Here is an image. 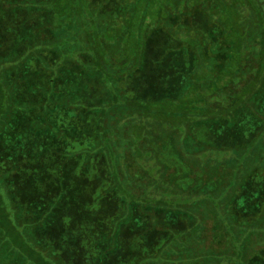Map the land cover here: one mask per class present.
<instances>
[{
  "label": "trees",
  "instance_id": "16d2710c",
  "mask_svg": "<svg viewBox=\"0 0 264 264\" xmlns=\"http://www.w3.org/2000/svg\"><path fill=\"white\" fill-rule=\"evenodd\" d=\"M247 111L258 124L241 139ZM263 122L257 0H0V259L232 264L214 250L179 257L180 239L213 230L182 200L217 195L189 161ZM262 175L235 188L230 236L261 214ZM247 255L264 264V248Z\"/></svg>",
  "mask_w": 264,
  "mask_h": 264
},
{
  "label": "rangeland",
  "instance_id": "374dc122",
  "mask_svg": "<svg viewBox=\"0 0 264 264\" xmlns=\"http://www.w3.org/2000/svg\"><path fill=\"white\" fill-rule=\"evenodd\" d=\"M257 2L264 12V0H257ZM104 15L108 16V14ZM96 16L102 21L105 20V18H103L104 16H101L99 12ZM256 68L257 65L254 63L244 69L250 74H253ZM229 87L230 89L234 90V88L230 86L228 82L227 88ZM211 91H213V89H211ZM210 104L211 106H208V108H210L209 114L214 113L217 110L218 112H223V109H221L219 103L211 102ZM257 124L258 121L254 119L252 112L247 111L246 116L243 119L238 118V121L235 125L237 137H242L241 139H244L250 135L251 132L252 134L253 132L255 133V131H253V127H255ZM199 131L201 132L200 129ZM179 137L181 138V136ZM182 159H184V157ZM189 162L194 167L200 166V168H197L199 176L202 174L201 171H203L204 168L205 171L203 172H205V176H209L211 183L206 189L212 190L216 188L217 195L212 196L211 200H208L205 198V195L209 194L208 191L205 189L199 191L196 190L192 192L194 195L192 198H185V201L182 200L183 204L192 202L188 204L191 210L192 208H194V210L196 208V214L198 212L196 217L198 228H201V225L206 220V217H208L213 230H210V235H203L202 242L199 237L197 238V235L200 234L201 230L196 231L197 234L190 232L185 237L187 238L185 242H183V239L185 238L180 239V242L178 243L180 247L179 257H183L185 259L190 258L191 256L197 257L204 252L214 250L226 261L233 260L232 264H242L243 262L250 259L248 258L249 256L247 254L255 252L257 248H264V200H257L256 205L257 207L260 206L259 208L262 210L261 214H257L256 220L251 222L250 230H246L247 232H244V230L243 232L240 231L242 232L241 235L238 233L239 231H236L230 236L228 231L225 229L227 227V222L224 221V223L221 220L224 217H230V219H232V211L229 210V207L233 204L232 195L236 190L235 188L238 187L239 182L243 181L245 177L248 178L251 174L255 175L257 173L261 175L260 179H262V174H264V129L261 133H258L253 137H248V139L244 140L241 145L231 149H225L221 153L215 152L211 154L210 151H207L206 147H202L200 145L199 155H196L193 161ZM179 163H182L180 158L178 159V164ZM191 164L186 162L184 165L189 167ZM257 191L259 194L262 193L264 195V189L261 192L259 190ZM197 199L201 202H198ZM231 209H233V207ZM198 218L201 219L199 222ZM222 223H224V226ZM215 228L219 232H217ZM224 240H226L227 243L224 242ZM245 249L247 252L246 256ZM242 250L245 252L242 253L244 256H241ZM9 261L12 262L11 260ZM7 263L8 260L0 259V264Z\"/></svg>",
  "mask_w": 264,
  "mask_h": 264
}]
</instances>
